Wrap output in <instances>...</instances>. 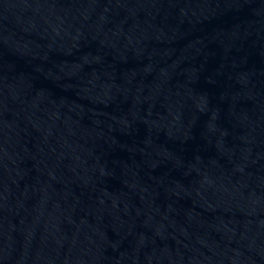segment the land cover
Listing matches in <instances>:
<instances>
[{
    "label": "water",
    "instance_id": "95a60500",
    "mask_svg": "<svg viewBox=\"0 0 264 264\" xmlns=\"http://www.w3.org/2000/svg\"><path fill=\"white\" fill-rule=\"evenodd\" d=\"M0 264H264V0H0Z\"/></svg>",
    "mask_w": 264,
    "mask_h": 264
}]
</instances>
